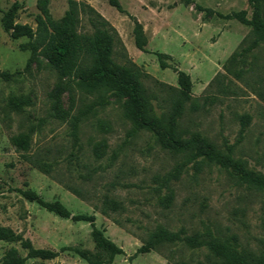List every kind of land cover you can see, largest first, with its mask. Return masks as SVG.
I'll list each match as a JSON object with an SVG mask.
<instances>
[{
	"label": "rangeland",
	"instance_id": "rangeland-1",
	"mask_svg": "<svg viewBox=\"0 0 264 264\" xmlns=\"http://www.w3.org/2000/svg\"><path fill=\"white\" fill-rule=\"evenodd\" d=\"M15 1L18 23L36 28L41 13V0H0V73L10 74L8 78L0 74V226L12 228L35 247L95 250L89 222L61 217L19 191L31 188L45 200L59 199L73 214H93L95 224L124 250L109 264L206 260L204 250L181 244L137 253L147 232L158 224L187 233L208 229L223 238L235 234L239 249L259 254L264 247V189L242 182L233 171L205 158H197V164L187 162L186 152L161 147L149 131L133 132L123 113V98L102 93L105 102L100 93L85 91L70 79L62 93L63 107L71 114L85 112L75 143L69 121L51 115L49 94L58 81L56 71L46 60L28 65L29 38L11 37L2 24ZM78 1L92 5L116 30L113 59L134 62L143 71L157 114L169 109L172 88L179 86L178 70L185 71L198 108L187 105L179 120L182 135L198 131L222 152H231L264 174V42L229 61L255 35L251 25L221 15L245 9L251 18L249 0H119L127 13L108 0ZM261 5L264 12V0ZM48 7L57 19L69 4L50 0ZM80 18L79 30L91 31L87 16L80 13ZM136 22L147 37L145 51L134 41ZM157 52L168 54L167 67H161ZM20 133L30 135L28 150L12 142ZM73 151L79 160L71 156ZM27 156L56 163L55 170L46 173ZM168 175L171 179L164 184ZM68 185L79 187L83 196ZM105 193L120 200L124 209L109 214L97 209L95 204ZM11 248L26 255L19 241L0 238V264ZM24 264L89 263L65 250L53 259L27 258Z\"/></svg>",
	"mask_w": 264,
	"mask_h": 264
},
{
	"label": "trees",
	"instance_id": "trees-1",
	"mask_svg": "<svg viewBox=\"0 0 264 264\" xmlns=\"http://www.w3.org/2000/svg\"><path fill=\"white\" fill-rule=\"evenodd\" d=\"M50 0H41V13L38 15L36 28L29 24H21L15 21L19 4L15 1L2 17L4 28L13 38H29L31 58L28 62L41 64L46 60L53 68L58 81L49 94L51 101V115L60 120H68L70 123V135L75 143L79 141V129L85 112L71 114L63 107L62 93L67 89V81L74 79L77 85L85 91L109 93L116 98H123V113L132 124V131L146 130L151 132L161 147L173 152H186L187 162L202 157L210 162L233 171L236 177L249 185L264 189V174L250 169L246 164L235 159L231 152L224 153L207 137L198 131H193L185 137L179 129V120L183 117L187 105L190 109L198 108L197 99L192 95V80L188 73L178 70V87H171L175 93L171 99L168 110L157 114L152 103L153 94L149 93L144 85L143 71L131 61L118 63L113 59L114 45L117 40V32L107 19L92 5L84 1L68 0L69 7L60 18H54L49 10ZM119 12L127 13L119 0H108ZM263 0H249L253 13L247 17L245 9L221 14L224 18H236L242 23L252 26L255 37L250 44L241 51H235L229 61L237 56H242L254 49L260 41L264 42V12L261 2ZM210 12V9H205ZM80 13L87 16L91 25V31H80ZM134 41L141 50H146L147 37L143 26L136 22L133 28ZM161 67L168 66L166 58L168 54L157 52ZM8 78L10 74L1 72ZM71 106L74 105V97L71 95ZM246 117V116H245ZM12 142L17 148L28 150L30 135L20 133L12 137ZM80 151L81 148H78ZM78 151V152H79ZM94 154L99 156L94 146ZM71 156L79 160V154L72 152ZM37 168L51 173L55 170L51 161L27 156ZM71 161V160H70ZM170 176L163 177V183L168 184ZM76 194L83 196L79 187L70 186ZM20 193L30 201L38 203L48 211L61 217L73 220L87 221L91 224V236L95 244V250L83 249L77 246H62L60 251H73L89 264H109L118 254L124 253L122 247L117 245L104 233V229L95 224V216L89 213L73 214L59 199L45 200L31 188L19 189ZM171 200V196H168ZM103 214L117 212L124 209L123 203L105 193L95 204ZM0 238L7 241H19L26 250L25 256L17 254L15 248H11L2 261V264H24L27 258L48 260L57 257L59 250L35 247L30 239L24 238L12 228L0 226ZM183 245L192 250H204L206 260L198 264H264V247L259 254L250 250L239 249L237 235L223 238L213 234L210 230L194 231L187 233L185 229L171 230L165 225L158 224L147 232L142 245L137 253H145L157 250L164 246ZM178 264H186L184 261Z\"/></svg>",
	"mask_w": 264,
	"mask_h": 264
}]
</instances>
